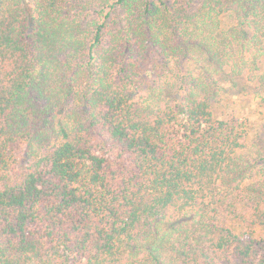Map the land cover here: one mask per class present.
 Masks as SVG:
<instances>
[{"label":"trees","instance_id":"obj_1","mask_svg":"<svg viewBox=\"0 0 264 264\" xmlns=\"http://www.w3.org/2000/svg\"><path fill=\"white\" fill-rule=\"evenodd\" d=\"M264 0H0V264H264Z\"/></svg>","mask_w":264,"mask_h":264},{"label":"rangeland","instance_id":"obj_2","mask_svg":"<svg viewBox=\"0 0 264 264\" xmlns=\"http://www.w3.org/2000/svg\"><path fill=\"white\" fill-rule=\"evenodd\" d=\"M214 110L220 118L235 116L246 119L250 125L249 142L264 147V92L247 78L226 82Z\"/></svg>","mask_w":264,"mask_h":264}]
</instances>
